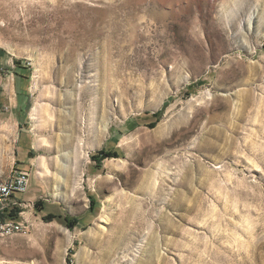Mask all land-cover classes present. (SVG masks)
Returning a JSON list of instances; mask_svg holds the SVG:
<instances>
[{
    "label": "rangeland",
    "instance_id": "obj_1",
    "mask_svg": "<svg viewBox=\"0 0 264 264\" xmlns=\"http://www.w3.org/2000/svg\"><path fill=\"white\" fill-rule=\"evenodd\" d=\"M0 48L37 196L0 264H264V0H0Z\"/></svg>",
    "mask_w": 264,
    "mask_h": 264
},
{
    "label": "crops",
    "instance_id": "obj_2",
    "mask_svg": "<svg viewBox=\"0 0 264 264\" xmlns=\"http://www.w3.org/2000/svg\"><path fill=\"white\" fill-rule=\"evenodd\" d=\"M32 96V76L29 69L23 62L13 58L7 51L0 48V146L12 147L16 154L9 174L0 169V176L3 179L15 173L14 168L27 170L32 165L31 160L26 158V167L22 168L21 164L24 161L20 158V150L27 153L31 150L30 144L25 140L29 134V109L32 104ZM36 198L37 196L23 203L27 205V203L35 201ZM17 202L22 201L16 195L12 201L7 203L5 210L0 212V217L19 220V218L22 219V216H26L25 211L21 209L23 207L16 204Z\"/></svg>",
    "mask_w": 264,
    "mask_h": 264
},
{
    "label": "built area",
    "instance_id": "obj_3",
    "mask_svg": "<svg viewBox=\"0 0 264 264\" xmlns=\"http://www.w3.org/2000/svg\"><path fill=\"white\" fill-rule=\"evenodd\" d=\"M31 175L26 170H16L14 179L1 180L0 176V212L16 195L25 194L29 190ZM23 207L26 203L17 202ZM26 220L4 219L0 217V239L23 234L27 230Z\"/></svg>",
    "mask_w": 264,
    "mask_h": 264
},
{
    "label": "bare ground",
    "instance_id": "obj_4",
    "mask_svg": "<svg viewBox=\"0 0 264 264\" xmlns=\"http://www.w3.org/2000/svg\"><path fill=\"white\" fill-rule=\"evenodd\" d=\"M110 62V61H109ZM108 68V67H107ZM112 69V68H111ZM114 71V70H113ZM100 134H102V131L100 132ZM45 164H46V161H44V159L43 160H40L39 162H38V168L40 169V170H44L45 169ZM16 173V172H15ZM15 173H13L10 177H8L7 179H4V180H9V179H14V176H15ZM1 180H3V179H1ZM54 197L55 198H60V196L57 194V193H54ZM119 238V237H118ZM118 238H117V235L115 234L114 235V238L113 239H110L109 241H110V244H113L114 242H117L118 243ZM110 247V246H109ZM112 249V247L109 249V251Z\"/></svg>",
    "mask_w": 264,
    "mask_h": 264
},
{
    "label": "trees",
    "instance_id": "obj_5",
    "mask_svg": "<svg viewBox=\"0 0 264 264\" xmlns=\"http://www.w3.org/2000/svg\"><path fill=\"white\" fill-rule=\"evenodd\" d=\"M94 158H97V156H94Z\"/></svg>",
    "mask_w": 264,
    "mask_h": 264
}]
</instances>
